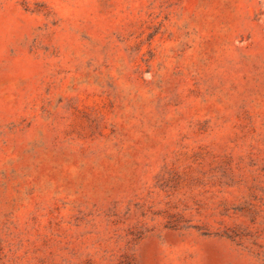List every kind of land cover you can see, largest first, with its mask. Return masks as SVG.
Masks as SVG:
<instances>
[{"label":"rangeland","instance_id":"374dc122","mask_svg":"<svg viewBox=\"0 0 264 264\" xmlns=\"http://www.w3.org/2000/svg\"><path fill=\"white\" fill-rule=\"evenodd\" d=\"M0 264H264V0H0Z\"/></svg>","mask_w":264,"mask_h":264}]
</instances>
